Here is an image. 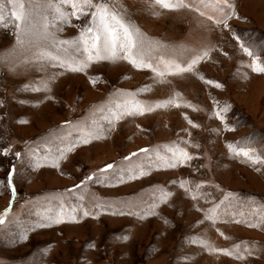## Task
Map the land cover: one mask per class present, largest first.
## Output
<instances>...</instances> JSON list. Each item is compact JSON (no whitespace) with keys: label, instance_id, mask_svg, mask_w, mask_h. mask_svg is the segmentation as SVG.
<instances>
[{"label":"rangeland","instance_id":"obj_1","mask_svg":"<svg viewBox=\"0 0 264 264\" xmlns=\"http://www.w3.org/2000/svg\"><path fill=\"white\" fill-rule=\"evenodd\" d=\"M93 2L139 30L159 70L161 57L209 55L165 83L122 59L71 71L35 54L85 61L71 42L95 28L94 9L50 28L68 45H17L4 0L0 264H264V73L253 70L264 66V0H191L175 11L153 0ZM49 3L26 0L36 32L52 19ZM171 98L181 106L126 114Z\"/></svg>","mask_w":264,"mask_h":264},{"label":"snow or ice","instance_id":"obj_2","mask_svg":"<svg viewBox=\"0 0 264 264\" xmlns=\"http://www.w3.org/2000/svg\"><path fill=\"white\" fill-rule=\"evenodd\" d=\"M7 2L13 5L11 14L7 19L11 21V25L17 30V45H23L25 43L24 37H29L31 43H37L42 40L56 47L68 45L70 43L68 41L56 40L53 33L49 31L50 28L55 29L57 21L69 23V18L72 16L79 19L81 15H89V12L85 11V7L94 9L91 15L96 20L95 28L91 25L86 27L81 37L77 41L71 42L73 45L82 46L76 47L75 50L81 53H87L85 61H82L78 66L74 67L67 61H60L59 57L53 56L46 49L38 50L35 54L34 59L37 61H57L61 67H68L71 71H84L91 63L101 60L116 61L122 59L131 63L134 67L151 69L158 78L157 82L165 83V78L169 75L182 76L186 73H192L195 66L209 55L207 51H204L202 55L197 54L192 56L184 64L177 63L175 60L166 61L161 57L158 63L163 66L164 70H159L158 67H154L152 63L144 59L143 46L137 39L139 30L131 24L124 23L119 12L109 11L106 8L99 7L93 0H50L48 11L52 19L49 20L48 15H45L43 17L42 28L39 32L34 31L33 17L35 13L25 7L26 0H7ZM27 2L32 3L33 0H27ZM153 3L162 9L171 11L193 7L191 0H153ZM64 5H68L72 11H65L63 9ZM4 6V0H0V25L6 23L3 15ZM194 10L198 11V9ZM200 15L203 16L204 13L200 12ZM217 23H223V21H217ZM157 47L164 48L166 46L157 45ZM248 55H252V53L249 52ZM253 70L264 73V66H254ZM205 82L214 84L216 87H222V85L211 80ZM169 106L180 107L181 105L176 102L175 98L159 102L155 107H145L139 104V102H136L131 105V110L127 111L126 114L144 115L146 112H152L156 108H166ZM223 111L226 112L227 108ZM216 115L218 118L224 119L221 112H217ZM84 142L87 143L89 141L86 139ZM141 151L147 152L148 150L142 149ZM177 151L181 160L192 158L183 150ZM233 151L236 155H243L253 164L261 162L259 158H254L246 150L236 151L233 149ZM133 155L136 154L134 153ZM107 167L111 168L112 165H108ZM89 179H92V177H89ZM167 195L170 194H165V196ZM84 215H88V213H84ZM2 223H4V220L0 219V224ZM251 226L255 227L256 225ZM225 254L231 255L232 253L226 252Z\"/></svg>","mask_w":264,"mask_h":264}]
</instances>
